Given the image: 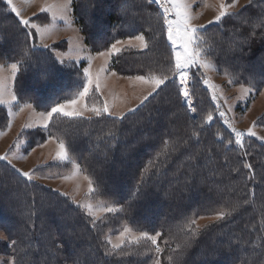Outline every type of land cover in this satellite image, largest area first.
Wrapping results in <instances>:
<instances>
[{
    "label": "trees",
    "instance_id": "obj_1",
    "mask_svg": "<svg viewBox=\"0 0 264 264\" xmlns=\"http://www.w3.org/2000/svg\"><path fill=\"white\" fill-rule=\"evenodd\" d=\"M136 2L123 0V12L113 6L115 0H102L101 6L96 0L77 1L75 12L88 29V41L95 49L107 47L108 39L153 31L154 3L142 1L141 7L134 5L136 11L131 13L126 5ZM256 5L264 9V0ZM108 9L114 12L108 14ZM116 11L120 12L118 18ZM251 14L244 11L227 17L203 30L201 37L208 54L212 49L218 50L221 65L233 71L238 80L261 87L264 32L261 38L252 41L254 44L262 41L261 49H252L254 46L244 45L246 37L236 32L238 25L232 20L242 19L247 25L256 23L259 17L257 22L264 21V11L247 18ZM88 16L107 27L106 36L95 34L93 21L88 23L85 18ZM119 26L123 29L115 31ZM209 36H213L214 45ZM163 37L160 36L161 42ZM166 45L171 55L173 50ZM151 51L149 61L165 58V53ZM228 53L233 55L227 56ZM51 58H54L52 51L36 47L20 18L5 0H0V63L16 60L41 63ZM171 62L167 61L166 68ZM159 64V69L163 68V62ZM62 68L63 71L61 67L48 65L40 69L50 71L49 77L56 82L54 89L65 86L54 94L48 79L41 82L33 75L16 79L14 90L20 101H33L42 110H50L58 101L72 97L80 88L79 78ZM168 72L157 71L165 76ZM33 80L38 83L32 85ZM42 86L45 90H41ZM192 91L197 116L192 115L179 81L173 77L123 119L107 114L74 117L60 120H68L66 124L54 122L51 129L68 139L71 153L81 159L97 188L95 196L120 204L123 220L138 230L159 231L173 238L194 214L216 209L231 213L221 223L204 230L192 249L182 252L184 264H264V143L254 138H246L242 147L235 143L236 138L214 110L198 74L193 75ZM31 95L45 100H30ZM209 108L214 112L210 114L213 117L210 122L206 119ZM4 121L0 125L3 129L8 125V116ZM246 164L251 168L245 167ZM92 221L66 195L29 181L0 161V227L15 241V264L153 263L151 246L141 244L145 242L126 246L116 252L118 255L114 254L104 238V226L101 222L93 226ZM202 249L206 252L198 262Z\"/></svg>",
    "mask_w": 264,
    "mask_h": 264
},
{
    "label": "rangeland",
    "instance_id": "obj_2",
    "mask_svg": "<svg viewBox=\"0 0 264 264\" xmlns=\"http://www.w3.org/2000/svg\"><path fill=\"white\" fill-rule=\"evenodd\" d=\"M5 1L7 2V0ZM77 1L78 0H71L66 10L54 9L57 14L55 18H53L52 12H42L40 11L41 8H45L49 5L62 4L65 3L66 0H13V4H15L19 10L21 16L26 19L31 18L30 24L35 23L44 30V35L41 37L40 33L31 29L30 26H25L35 46L44 48L43 45H49L50 47L47 49L52 51L54 58L45 59L41 61V63H34L32 61L22 63L20 60L9 61L3 64L0 63V78H6L8 92L17 97L16 100L11 101V104H0V125L5 122L4 118L6 116H8L9 120L5 129L0 127V157L7 156L6 160L0 159V161L2 160L11 168H15L17 171L19 170L18 172L20 174L22 172H29L33 177L31 181L46 186L54 191H58L59 193L66 194L77 206L91 203L99 219L88 215L84 207H78H80L88 217L93 220L96 219V222H101V225L104 226V238L106 242L107 238H110L111 243H108V245L114 254L118 255L116 252L121 251L120 249L126 246L129 247L134 244L145 242L141 244H147L151 246L152 249V264H184L185 261L183 262L182 259L185 254L182 252L192 249L196 244V239L200 237L204 230L212 227L213 224L221 223L227 216L226 215L222 219H217L218 213L222 211L228 213V211L216 209L214 211L194 214L184 223L181 230L178 231L177 237L173 236V238L171 235L163 236L159 231L150 233L148 231L138 230L132 226L130 222L123 220L121 214L123 209L120 204L95 196L97 188L92 178L89 176V173L85 167H83L81 159L71 153L68 146V139L61 134H56V132L51 129V125L54 122L56 124H66L68 120L64 122L60 120L67 118L72 119L74 117L65 116L63 113H54L48 120L47 128H44V118L51 109L42 110L37 107L33 101L21 102L20 97L15 93L14 82L16 79L19 78L21 80L30 75L39 77V74L42 73L41 70H44V67L46 68L48 65L55 66L56 68L61 67V71H63L62 67H65L69 75L74 73V75L79 78L80 88L75 91L72 97L58 101L53 107L58 104L66 105L65 111H72L75 107L76 110L83 112L82 116L76 118H91L95 116L91 111L92 107L102 108L106 102L109 105V111L111 113H125L127 115L130 113L128 111L129 109H139L142 106L141 100L152 91L151 83L138 80L136 77L144 76L147 78L152 75L159 77L165 76L157 73V71L160 70H164L165 73L166 70H169L170 72H168L166 76H171V69L174 68L175 65V50L179 46H173L171 41L168 40L167 26L163 22V11L155 0H151L156 8V10H152L151 12V16L156 23V27H154L152 32L147 31L145 33L124 36L120 39L116 38L117 40L113 41H109L108 39V46L103 49H95L88 41L87 34L89 31L86 27H83V24L80 22L81 18L79 19L77 12H75ZM122 1L123 0H115L114 5H112L117 6V8L119 7V9L124 8V6L121 5ZM134 1L138 2L132 5H126L131 13L136 11L133 9L134 5L141 7L140 2L146 0ZM257 1L262 0H184V2L191 6V23L196 26H205L197 32L196 35L198 38H202L201 33H203V30L209 28L212 24L218 23L214 22L209 24L208 22L214 20V17L219 12L221 3L226 6L234 4L233 7L227 8L229 12L238 14L244 11L251 12L252 14L247 17L249 18L264 11L262 7L256 5ZM96 2L98 6H101L102 0H96ZM9 7L11 8V5H9ZM104 7L105 6H102L101 8L106 10V7ZM85 9L88 13L86 7L84 10ZM89 10H91V13L94 11L93 8ZM123 10L124 9H121V11ZM110 12L114 11L108 9L107 13L109 14ZM119 13L120 12L116 13L117 18L120 16ZM123 14L124 13L121 15ZM227 17L231 16H226L221 21ZM85 18L88 23L93 21L96 35L106 36L104 34L108 29L105 25L99 24L98 20L95 18L91 20L90 16ZM169 18L175 19V16L170 15ZM232 20L237 22L238 28H236V32L246 37L244 45L254 46L252 49L258 47L261 49V44H263L262 41L260 44H254L252 41L263 36L264 21L260 23L257 22L260 21L259 17L256 19V23H249V25H247L241 22L242 19ZM121 29H123V26H119L115 31L119 32ZM162 35L165 37H163L161 42L160 36L162 37ZM138 36H143V41L137 39L136 37ZM212 38L213 36H209V42L214 45ZM117 41L121 42L117 44V47L122 49L120 53L111 56L100 55L102 52L107 53L111 45ZM145 43L147 44L146 48L143 47ZM166 44L173 50L171 55L167 51ZM199 49L201 50L200 59L202 61H207L210 66L202 67L194 65L187 70L188 100L191 102V107L195 109L194 112L191 111L192 115L197 116L195 98L192 91V79L194 74H198L201 77L202 85L208 90V96L212 105H214V110L219 114L224 113L223 116L220 115L222 122L230 130L232 135L236 138L235 132L233 131V129H235L236 131L245 133L241 138L243 143L246 138H254L258 142L264 143V139H261L264 138V84L261 83L260 87L255 83H247V81L242 82L238 80V78L234 76L233 71L221 65L222 56L218 50L212 49L208 54V49L204 46L203 39L199 40ZM151 50H153L154 53L158 51L163 54L165 53V58L160 59L158 57L149 61L148 58L151 57L149 56V53H152ZM228 55L230 56L233 54L228 53L227 56ZM170 59L172 60L169 64L170 67L166 68L167 61ZM60 60H63L64 63L61 64ZM160 62H163V68L159 69L161 65L159 64ZM13 63L18 64V71L15 76L12 75L11 69ZM140 63L143 64L139 67L134 66V64ZM262 64H264V61H262ZM89 65H91L94 75L97 72L100 74V91L96 92L94 88L91 89L89 95L85 97L83 101L73 106L69 104V101L77 99L78 93L82 91L83 83H86L83 69ZM77 69L79 72H77ZM101 69L104 70L101 71ZM256 74H259V72ZM175 78L180 81V77L177 76ZM39 79L41 82L44 80L40 77ZM48 80L47 84L52 82V87L50 89L52 94L65 89V86L54 89L53 87L56 82L51 77H48ZM205 81L207 82L205 83ZM37 83L36 80L31 82L32 85ZM41 90H45V88L42 86ZM159 90L160 89H158L157 92ZM156 93H153L152 96ZM152 96H150L144 104ZM4 98L10 99V96L6 94ZM50 98L51 96L47 99ZM29 99H38L39 102L45 100L39 95H37V97L31 95ZM212 113H214L213 110L209 108L206 116L208 117ZM27 124H31L33 127H25ZM249 128H252L253 132L256 133L255 136L247 135V130ZM60 141H63L65 144L69 157L68 160H59L56 157ZM89 181L92 182V192H89ZM102 207H114L117 211L111 213L99 211ZM193 220L195 224L192 225V228L187 227ZM197 225L201 227H199L198 231L194 234L192 229L196 228ZM125 228L130 229V231L121 236ZM142 233H147L150 236H155L157 233H160L157 237V245L160 249L159 252L156 251L157 245H152L150 241L143 239L137 241L134 239L139 238ZM121 240H123L121 247L113 250L112 245L120 244ZM13 242L15 241L11 240L8 233L0 227V264H15L16 257L13 253ZM200 251L201 257L198 258V262L204 257L206 249ZM179 255L180 257H178ZM226 258L229 259L230 255ZM53 261L56 262V260ZM61 264L69 263L61 262Z\"/></svg>",
    "mask_w": 264,
    "mask_h": 264
},
{
    "label": "snow or ice",
    "instance_id": "obj_3",
    "mask_svg": "<svg viewBox=\"0 0 264 264\" xmlns=\"http://www.w3.org/2000/svg\"><path fill=\"white\" fill-rule=\"evenodd\" d=\"M151 2V0H150ZM156 3H158L160 5V8L163 11V15H164V24L167 26V38L169 41H171L173 46H179L176 50H175V55H174V59H175V65H174V69L172 72V77L170 76H163V77H159V76H149V77H144V76H138L136 77V79L144 81L146 83H151L152 84V91L149 92L148 96L144 97L143 100H141V105L144 104V102L150 97L152 96L153 93H156L158 89H161V86H166V83L171 80L173 77H180V90L183 94V97L185 98V102L188 104V107L190 108L191 111H195V109H193L191 107V102L188 100L189 97V91L187 89V70L194 65H199L202 67H209V63L207 61H202L200 59L201 57V50L199 49V40L202 38H198L197 37V32L201 29L204 28V25H200V26H196L193 25L191 23L192 20V16L190 14V5L187 4L186 2H184V0H155ZM7 3L9 5H11V10L12 12L16 13V15L20 18V22L28 27L30 26L31 29H34L37 33H40L41 37H43L44 35V30L40 28V26H38L35 23H31L30 24V20L31 18H24L23 16L20 15L19 10L17 9V7L15 6V4H13V0H7ZM71 3V0H66L65 3L62 4H57V5H49L45 8H41L40 11L42 12H52L53 13V18H55L57 12L54 11V9H59V10H66L68 7V4ZM233 5H224L223 3H221L220 5V9L218 14L214 17V20L209 21L208 23H214V22H220L224 17L226 16H233V15H238V13H233V12H229L227 10L228 7H233ZM170 15H174L175 19H171L169 18ZM137 39L143 41V36H138L136 37ZM120 41H117L116 43L112 44L109 51L107 53H100V55H107V56H111L113 54H118L121 52V48L117 47V44H120ZM43 47L45 49L49 48V45H43ZM143 47H147V44H143ZM24 56L27 57L28 56V52L25 51L24 52ZM60 63L63 64L64 61L60 60ZM11 69H12V75L15 76L17 71H18V64L17 63H13L11 65ZM104 69H101V71H103ZM77 72H79V70L77 69ZM50 71L49 70H45L42 73L39 74V77L44 79L45 81L48 79L49 75H50ZM83 74H84V78L86 80V83H83V89L82 91H80L78 93V98L77 99H73L71 101H69V104L75 106L77 105L80 101H83L85 97H87L89 95V92L91 89L94 88V90L96 92L100 91V74L99 72H97L95 75L92 72L91 69V65H89L88 67L83 69ZM207 81H205L206 83ZM231 82V81H230ZM245 91H249V90H245ZM10 96V99H5V95ZM17 97L8 92V85L6 82V78H0V104H11V101L16 100ZM30 107V105H29ZM86 107V106H85ZM139 107V106H138ZM66 105L63 104H58L55 107H52L51 110L47 113V116L44 118V124L43 127L47 128L48 126V120L53 116L54 113H63V115L65 116H69V117H79L83 115V112L76 110V108L74 107L72 111H65ZM91 111L93 112V114L97 117L101 116L102 114L107 113L110 116H113L117 119H123L125 117V113H111L109 111V105L105 102L102 108H97L95 106L92 107ZM129 112H134L136 111V109H129ZM221 116L224 115V113L220 114ZM213 117L211 115H209L207 117V121L210 122L212 121ZM25 127H33V125L31 124H27L25 125ZM233 131L235 132V136H236V141L235 143L237 145H240L241 147L243 146V142H242V137L245 135V133H242L240 131H236L235 129H233ZM247 135L250 136H255L256 133L253 132L252 128H249L247 130ZM264 139V138H261ZM56 157L59 160H68V154L66 151V147L63 141H60L58 144V150L56 152ZM0 159H7V156H3L0 157ZM245 167L251 168V165H245ZM19 171V170H18ZM21 175L23 177H26L29 181H31L33 179V177L31 176V174L29 172H22ZM67 178V177H66ZM87 179V177H86ZM93 188H92V182L89 181V192H92ZM66 195V194H63ZM80 207H84L88 213V215L95 217L96 219H99V216L97 215V212L94 210V207L91 203L85 204V205H78ZM99 211H103V212H115L117 211L116 208L114 207H102L99 209ZM226 215H231V213H226V212H220L217 215V219H222L224 218ZM96 219H94L92 221L93 226H95L96 223ZM195 224V221H191L187 227L192 228V225ZM199 225H197L196 228L192 229L193 233L195 234L198 229H199ZM206 227V226H204ZM130 231V229L125 228L124 232L121 233V236H123L125 233H128ZM160 235V233H157L155 236H150L147 233H142L141 236L139 238H134L137 241L140 239L143 240H147L150 241L152 245H157V237ZM15 243V242H13ZM107 243H111L110 238H107ZM123 243V240H121L120 244H113L112 248L113 250L119 249L121 247V244ZM179 247V246H178ZM156 251L159 252L160 249L158 247V245L156 246Z\"/></svg>",
    "mask_w": 264,
    "mask_h": 264
}]
</instances>
